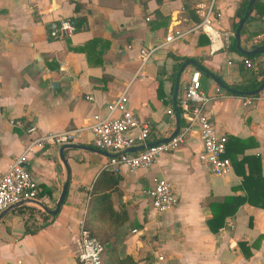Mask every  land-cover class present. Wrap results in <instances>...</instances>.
Here are the masks:
<instances>
[{
	"label": "crops",
	"instance_id": "crops-1",
	"mask_svg": "<svg viewBox=\"0 0 264 264\" xmlns=\"http://www.w3.org/2000/svg\"><path fill=\"white\" fill-rule=\"evenodd\" d=\"M244 1L250 0H216L212 42L198 30L166 41L175 31L200 23L192 16L202 20L209 0H0V173L31 138L44 133L82 128L75 144L99 149L88 126L124 88L131 109L150 123L151 142L166 139L176 128V113L179 131L187 124L177 112L178 101L199 71L203 89L213 96L204 111L214 131L227 137L231 170L211 172L195 123L187 141L161 152L151 167L110 171L119 176L111 199L114 209L126 211L128 233L109 264H119L123 255L135 264H264V207L259 205L264 204V90L246 105L245 96L220 88L205 72L229 86L264 78V53L245 56L236 48L234 23ZM253 4L240 31V47L247 50L264 41V0ZM60 19L78 20V27L62 39L51 38L48 25ZM142 47L157 49L139 69ZM246 58L252 67L243 64ZM189 59L195 65L187 64L177 78ZM31 126L35 130L28 133ZM62 145L46 143L28 154L27 169L39 195L0 220V264H78L89 191L108 157L64 149L70 178L59 211L51 214L44 207L55 208L67 177ZM160 178L172 183L176 196L164 212L154 209L149 195ZM247 190L254 192V203L244 202L216 231L210 229L208 220L222 208L218 204L247 197Z\"/></svg>",
	"mask_w": 264,
	"mask_h": 264
},
{
	"label": "built area",
	"instance_id": "built-area-1",
	"mask_svg": "<svg viewBox=\"0 0 264 264\" xmlns=\"http://www.w3.org/2000/svg\"><path fill=\"white\" fill-rule=\"evenodd\" d=\"M216 0H209L206 12L200 23L186 31H175L166 37L171 41L183 37L191 31H203L211 41H214V31L211 27V17L215 12ZM75 30L74 23L69 19L52 21L48 25L47 33L51 38L62 39L71 35ZM230 36L227 35L226 39ZM157 47H142L139 50V69L146 63ZM246 67H252L250 59H245ZM136 76V75H135ZM264 98V95L261 98ZM213 98L200 84V73H193L185 86L178 105L182 117L187 124L175 136L166 142L147 144V137L151 131L149 122L139 117L131 109L128 103L127 88H124L113 100L106 104V112L103 115L95 114L88 126L92 136L93 145L96 148L110 151L117 156L108 157L102 169L118 173L123 166L130 171L140 168H149L156 161L161 152H171L179 145L185 143L189 136L192 124H197L202 141V159L207 162L211 172L223 175L231 170V161L225 156L227 138L217 134L213 124L204 111L205 105ZM254 97H244V104L249 105ZM35 130L34 126L27 129L28 133ZM82 128L69 129L61 132H49L31 138L23 151L13 157L7 169L0 173V213L21 201H35L38 198V184L32 178L27 169L28 154L34 149H41L48 144H71L76 143ZM137 143L143 144L144 148L135 153L126 152ZM151 203L154 209L164 212L171 209L176 203V196L172 183L165 179H158L149 191ZM80 252L78 264H101L103 246L100 240L91 235L84 227L83 221L79 228Z\"/></svg>",
	"mask_w": 264,
	"mask_h": 264
},
{
	"label": "trees",
	"instance_id": "trees-1",
	"mask_svg": "<svg viewBox=\"0 0 264 264\" xmlns=\"http://www.w3.org/2000/svg\"><path fill=\"white\" fill-rule=\"evenodd\" d=\"M156 1L158 3H161L162 0H156ZM247 3L248 1H244L236 12L237 21L234 23L235 28L238 24V20L241 17H243L247 9ZM155 14L156 16L160 15L158 10H155ZM192 17L195 23H198L201 20V17H199L198 15H193ZM246 20H248V18ZM79 21L80 23L83 22L82 19H79ZM75 23L74 25L76 29L78 27L77 24L79 23L78 20H77V24ZM243 32H244V26L241 30V33ZM230 48L235 50V46L233 43L231 44ZM169 57L173 59H180V57L175 56L173 54L169 55ZM181 60H184V58L181 57ZM182 62L183 61H180L179 63L175 64L173 77H175V73L179 69ZM198 67L201 68V65L199 63H198ZM164 69L165 68L163 66L159 70V73L161 74L164 73L165 72ZM259 82H260L259 80L253 79V81L250 82V85L244 84L237 86H229L225 82L224 83L228 87L230 88L232 87L233 89L236 90L251 91L258 86ZM177 112L179 114L181 113L179 107L177 108ZM146 141L147 143H155V142H151L150 133L148 134ZM225 156L228 158L226 150H225ZM118 182H119L118 175L107 170H102L98 175L97 179L95 180L94 184L92 185L91 190L89 191L86 214L84 217V227L89 231L91 235L97 237L103 246V250L101 253V264H109V260L115 253L118 252V246L122 244L124 238L128 233V230L124 228V224L127 220V217L125 216L126 211L121 206L117 210L114 209L113 207L114 203L111 199V195L113 194V192L115 193L118 190L117 189ZM246 192H247V197L237 198L238 200L235 197L234 198L230 197V198H226L222 204H218L221 205L222 208L218 207L220 209L218 214L215 213V216H213L211 219L208 220V226L210 227V229L216 231L218 227L223 225L225 216L234 214L238 206L243 204L244 202L248 201L254 203L253 200L251 199V196L255 195L254 192L251 190H247ZM259 205L264 207V204H259ZM217 219H220V221L216 222ZM215 223H217L216 226ZM119 264H135V263L130 256L123 255L122 257H120Z\"/></svg>",
	"mask_w": 264,
	"mask_h": 264
},
{
	"label": "water",
	"instance_id": "water-1",
	"mask_svg": "<svg viewBox=\"0 0 264 264\" xmlns=\"http://www.w3.org/2000/svg\"><path fill=\"white\" fill-rule=\"evenodd\" d=\"M255 0H250L249 3H248V10L244 13L243 17L240 18L239 22H238V25L235 29V33H234V39H235V43H236V48L238 49V51H240L242 54H244L245 56H253V55H256L258 53H264V41L262 43V45H259V46H253L250 50H247V49H242L240 47V31L243 27V24H244V21L247 19V17L249 16L250 12H251V6L253 4ZM187 64H194L195 65V61L193 60H185L184 63H182L181 67H180V70L177 74V78L179 77L180 75V72L181 70L187 65ZM202 71H205L203 68H200ZM214 81L215 83L222 89L228 91L229 93H232V94H236V95H239V96H245V97H251V96H255V95H258L261 91L264 90V78L262 79V81L260 82V84L253 90L251 91H240V90H236V89H233V88H230L228 87L227 85H225V83L222 81V79H220L219 77L215 76L214 74L208 72V71H205ZM177 89H178V82L176 81L175 83V89H174V94H173V106H174V109L176 110V94H177ZM179 128H180V120H179V116L178 114L176 113V128L175 130L172 132V134L167 137L166 139H163V140H160V141H157L155 143H159V142H166L168 141L171 137L175 136L178 132H179ZM152 143H147L146 146H149L151 145ZM81 148H84V149H89L91 151H96V152H99L107 157H111V156H117L116 155H113L111 153H108L107 151H102V150H99V149H94L92 147H86L84 145H79V144H75V143H71V144H64L60 147V150H59V154H60V157L65 165V168H66V172H67V177L65 179V182L63 183V186H62V190H61V193L59 195V198L57 200V203H56V206L54 209H48L46 207H44V210L48 213H51V214H54L56 212L59 211L63 201H64V198H65V195H66V191H67V187H68V183H69V178H70V171H69V167H68V164L64 158V149H81ZM144 148V145H141V146H137V147H131L129 149L126 150V152H129V153H134L136 150H142ZM25 201H21L15 205H12L10 206L9 208L5 209L4 211H2L0 213V220L11 210L15 209L16 207L24 204ZM42 205V204H41Z\"/></svg>",
	"mask_w": 264,
	"mask_h": 264
}]
</instances>
